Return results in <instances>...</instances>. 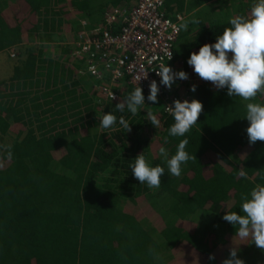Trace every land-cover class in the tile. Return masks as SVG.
Masks as SVG:
<instances>
[{
  "label": "trees",
  "instance_id": "1",
  "mask_svg": "<svg viewBox=\"0 0 264 264\" xmlns=\"http://www.w3.org/2000/svg\"><path fill=\"white\" fill-rule=\"evenodd\" d=\"M253 2L164 0V15L180 18L168 66L188 79L165 88L156 104L147 102L135 115L114 112L130 123L125 132L118 123L102 129L99 118L135 87L114 84L119 98L107 100L97 89L110 82L108 73L92 76L82 57H54L48 46L63 39L68 11L77 18L73 32L85 20L115 33L107 25L112 8L134 0H0V53L19 49L12 75L0 79V264H222L238 244L245 264H264V252L222 219L225 212L239 213L241 194L264 184V142L248 143V101L215 89L186 63L190 52L214 43L229 19L247 14ZM205 5L223 17H198L200 8L192 7ZM24 17L35 18L26 38L15 21ZM54 49L64 54L70 48ZM174 96L203 105L186 134V150L195 159L180 177L170 175L158 155L173 123L165 103ZM254 102H264V95ZM153 116L160 122L155 128ZM180 139L168 136L170 154ZM142 152L153 166L165 167L159 188L139 184L131 174L129 162ZM138 198L146 206L141 213L128 205ZM180 255L193 261L179 262Z\"/></svg>",
  "mask_w": 264,
  "mask_h": 264
},
{
  "label": "clouds",
  "instance_id": "2",
  "mask_svg": "<svg viewBox=\"0 0 264 264\" xmlns=\"http://www.w3.org/2000/svg\"><path fill=\"white\" fill-rule=\"evenodd\" d=\"M228 24L229 27L216 35L214 43H205L198 51L190 52L186 63L200 79L211 82L215 89H226L229 97L248 101L244 105L243 119L247 121L245 132L248 143L253 145L257 141L264 142V102H254L258 95H264V0H254L247 14L230 18ZM171 57L172 53L169 52L168 60ZM157 75L160 77V85L169 90L177 80L188 79L185 71H174L167 64L160 66ZM189 90L195 92L196 86L191 85ZM159 91L157 82L151 81L148 85L147 101L156 104ZM111 99L117 98L112 94ZM143 105H146L145 96L143 89L137 84L133 91L116 103L112 111L101 114L99 126L110 129L118 123L125 132H130V123L123 116L118 119L114 112L127 111L135 115ZM202 108V103L195 98L175 99L170 106H165L173 119L168 128V136L182 138L177 143L174 154H170L164 146L169 142L168 136L164 137L163 144L158 149V155L172 176L180 177L183 166L195 159L186 150L189 144L186 134L197 124ZM150 123L155 128L160 122L153 116ZM7 156L10 159L12 152L8 151ZM128 167L139 184L148 188L160 187V177L165 173V167L160 164L153 166L143 152L131 159ZM240 175L243 176L244 173L241 172ZM238 208L239 213L225 212L222 219L233 226L241 240H250L248 244H254L264 252V184L241 194ZM239 245H232L222 264H245L238 256ZM214 259L209 254L208 260Z\"/></svg>",
  "mask_w": 264,
  "mask_h": 264
},
{
  "label": "built area",
  "instance_id": "3",
  "mask_svg": "<svg viewBox=\"0 0 264 264\" xmlns=\"http://www.w3.org/2000/svg\"><path fill=\"white\" fill-rule=\"evenodd\" d=\"M163 4L164 0H134L130 7L112 8L107 25H114L115 33L103 25L90 27L85 20L79 21L82 28L75 32L72 42L75 52L71 56L82 57L86 72L92 76L109 74V84L103 83L97 89L105 99L116 101L119 91L113 86L123 81L143 89L146 105L151 81L157 82L158 96H163L165 87L160 85L157 71L162 64L168 65V53H172L180 32V18H167ZM112 94L117 99H111ZM175 99L178 97L166 101L165 106H170ZM164 111L168 113L165 107Z\"/></svg>",
  "mask_w": 264,
  "mask_h": 264
},
{
  "label": "rangeland",
  "instance_id": "4",
  "mask_svg": "<svg viewBox=\"0 0 264 264\" xmlns=\"http://www.w3.org/2000/svg\"><path fill=\"white\" fill-rule=\"evenodd\" d=\"M97 1L103 2V3L111 2V0H97ZM228 3L229 2L227 1V5H228ZM216 7H218V6H216ZM223 7H226V5ZM213 11H215V10L211 9L207 5L202 6V7H200V10L198 12V14H199L198 17L204 18L203 15L207 16L208 18L223 17L222 13L213 12ZM68 15H69V18H68ZM68 15L65 17V23L66 22L67 23L65 25H63V27H62L61 36L63 37V39L61 41H56L55 42L56 46H53L52 44H51V46L50 45L48 46L49 50L52 52V55L54 57H57L59 54H61V56H63L64 60H66L69 56L72 55L73 52H75V49L72 46V42L75 38H74V36H72L73 38H71V33L73 35L75 33V31L73 32V30H74V28H76L77 18H74L72 12H70V11H68ZM67 20H69V21H67ZM15 21L20 23L22 28H24L23 33L25 34V38H26V33L30 29L29 27H31V25L34 23L35 18L33 20H31L28 17H24L23 19H20V20L15 19ZM25 42H28V40H26ZM33 43H35V42H33ZM62 44L69 45V48H70L69 51L64 53V54L59 53L58 51H56L54 49V47L61 46ZM175 47H178L177 41L175 42ZM18 50L19 49H16L13 52H2V53H0V79L1 80H7L9 78L8 75H9L10 71L12 70L13 66L18 63V61H19V57L17 56ZM12 54H13V56H12ZM106 83L108 84L109 81H107ZM137 200H138V203H136V204L128 203V205H135L138 208V212L141 213V211H142L141 206H145V204L142 200L140 201L139 198ZM128 208L130 209L131 206H129ZM185 258H186V256L180 255L178 261L182 262L183 260H185L186 263L193 261L192 258H190V257H188L187 260ZM173 264H177V263L174 262Z\"/></svg>",
  "mask_w": 264,
  "mask_h": 264
},
{
  "label": "crops",
  "instance_id": "5",
  "mask_svg": "<svg viewBox=\"0 0 264 264\" xmlns=\"http://www.w3.org/2000/svg\"><path fill=\"white\" fill-rule=\"evenodd\" d=\"M201 6H198V7H196V8H194V7H192L193 9H199ZM193 11H196V10H193ZM13 69V68H12ZM12 75V70L10 71V73H9V75H8V77H10Z\"/></svg>",
  "mask_w": 264,
  "mask_h": 264
}]
</instances>
